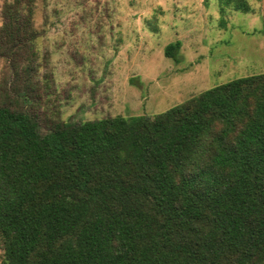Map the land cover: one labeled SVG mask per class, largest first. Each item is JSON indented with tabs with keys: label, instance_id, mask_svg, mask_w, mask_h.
Here are the masks:
<instances>
[{
	"label": "trees",
	"instance_id": "trees-1",
	"mask_svg": "<svg viewBox=\"0 0 264 264\" xmlns=\"http://www.w3.org/2000/svg\"><path fill=\"white\" fill-rule=\"evenodd\" d=\"M2 14L17 85L0 83V264H264V72L153 116L44 128L34 0Z\"/></svg>",
	"mask_w": 264,
	"mask_h": 264
},
{
	"label": "rangeland",
	"instance_id": "rangeland-1",
	"mask_svg": "<svg viewBox=\"0 0 264 264\" xmlns=\"http://www.w3.org/2000/svg\"><path fill=\"white\" fill-rule=\"evenodd\" d=\"M247 2L249 11L222 9L220 0H34L43 127L153 116L264 72V0ZM177 40L174 60L165 48ZM17 51L19 59L25 55ZM47 78L52 94L45 100ZM4 80L17 85L10 60L0 57Z\"/></svg>",
	"mask_w": 264,
	"mask_h": 264
}]
</instances>
